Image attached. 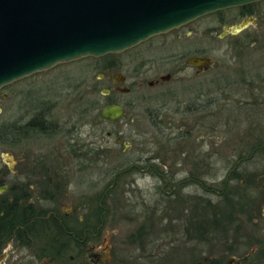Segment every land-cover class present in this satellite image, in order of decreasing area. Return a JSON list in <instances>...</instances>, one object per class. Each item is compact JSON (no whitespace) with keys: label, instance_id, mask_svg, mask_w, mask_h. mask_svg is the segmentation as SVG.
Returning <instances> with one entry per match:
<instances>
[{"label":"rangeland","instance_id":"374dc122","mask_svg":"<svg viewBox=\"0 0 264 264\" xmlns=\"http://www.w3.org/2000/svg\"><path fill=\"white\" fill-rule=\"evenodd\" d=\"M250 3L208 12L121 51L58 62L0 87V167L18 161L26 149L17 136L11 143L4 137L5 119L21 112L24 99L44 111L49 107L61 120L74 119L73 137L90 148L88 172L73 176L74 196L59 197L57 205L79 218L103 206L97 207L103 223L89 250L100 254L101 264H245L236 260L264 244V194L256 202L259 211L246 215L237 233L209 225L198 235L186 220L198 211L186 199L201 197L202 185L222 184L228 166L248 154L254 138L264 140V0ZM247 15L256 19L242 30L225 27ZM191 55L212 62L197 72L184 61ZM116 72L125 76L128 91L113 90L107 75ZM111 99L125 105L117 123L98 113ZM53 140L63 147L64 132ZM39 141L29 140L28 147ZM242 163L264 169L256 158ZM210 197L221 201L216 193ZM27 252L11 242L0 264H17Z\"/></svg>","mask_w":264,"mask_h":264},{"label":"water","instance_id":"95a60500","mask_svg":"<svg viewBox=\"0 0 264 264\" xmlns=\"http://www.w3.org/2000/svg\"><path fill=\"white\" fill-rule=\"evenodd\" d=\"M254 1L0 0V87L58 62L121 51L208 12ZM255 19L254 15L243 16L225 27L236 33ZM184 61L206 69L212 57L191 55ZM114 79L121 82L124 75L116 72ZM116 90L125 92L128 87L117 86ZM99 113L113 120L122 117L125 108L112 102Z\"/></svg>","mask_w":264,"mask_h":264},{"label":"flooded vegetation","instance_id":"af4514ba","mask_svg":"<svg viewBox=\"0 0 264 264\" xmlns=\"http://www.w3.org/2000/svg\"><path fill=\"white\" fill-rule=\"evenodd\" d=\"M190 21L180 26H187ZM196 69L198 72L204 68ZM107 77L113 90L120 92L116 87L123 86L125 76L121 82L115 81L114 74ZM156 82L157 79L149 81L150 84ZM106 89L105 94H110V88ZM28 102L31 101L24 99L20 104L23 107L21 112L16 117L8 115L4 122L5 140L11 143L17 136L26 149L18 161L0 167V255L5 254L6 246L12 242V245L28 250L17 264H101L104 260L100 259V254L89 251L92 248L90 242L99 233L90 237L87 215L79 218L73 212L60 211L57 205L59 197L74 196L69 185L73 176L88 172L86 161L90 148L84 140L73 137L75 124L71 115V118L61 120L51 113L49 107L44 111L41 105L32 107ZM112 102L118 103L112 99L108 103ZM100 117L117 123L123 116L113 120ZM60 130L64 132L63 147L59 146L61 142L53 140ZM29 140H40V145L32 149L28 147ZM116 140H120L119 135ZM80 182H85L84 176ZM107 188L105 186L102 193ZM247 212L245 209L242 213L245 214L242 224L246 223ZM236 261L264 264V244L258 242ZM230 262L231 259L227 263Z\"/></svg>","mask_w":264,"mask_h":264},{"label":"trees","instance_id":"16d2710c","mask_svg":"<svg viewBox=\"0 0 264 264\" xmlns=\"http://www.w3.org/2000/svg\"><path fill=\"white\" fill-rule=\"evenodd\" d=\"M250 4L251 3H247L241 7L246 8ZM156 115L158 114L156 113ZM254 139L255 141L251 144L248 154H239L235 163L232 166H228L225 178L219 182L222 184L214 183L213 185H202L204 184L202 179L199 181V179L188 177L195 182H201L200 186H203L202 191L204 192L201 197L196 196L195 200L191 199V196H189V199H186L191 210L198 209L197 213H193L190 210L191 212H189V215L186 217L187 225L192 227L191 230L193 232L196 231L198 235H201L207 226L213 225V228L219 232H230L233 229L234 232L237 233L242 228V219L239 215L240 213L238 214L236 209H240V211H242L241 213H244L245 209L249 210L247 212L248 218L256 211H259L256 202L258 198L261 197V194H264V169L256 170L254 165H252L254 167L251 168L247 166L248 164L242 163L256 158L261 160V165L264 166V140H258V138ZM241 160L242 162H240ZM239 166H242V170L238 169ZM230 180H232V182L228 184ZM212 193H216L220 197L221 204L218 203L219 201L217 203L212 202L210 197ZM98 206L103 207L101 204ZM97 207L87 214V220L90 222L89 228L91 238H94V236L99 233V227L103 223L102 214L104 211ZM222 207L226 209V215ZM221 214L225 215L223 221L219 220ZM232 216H234V219ZM136 232L131 233L132 237L136 234L139 235L140 228L137 229Z\"/></svg>","mask_w":264,"mask_h":264}]
</instances>
